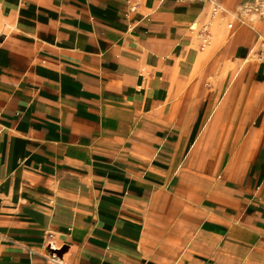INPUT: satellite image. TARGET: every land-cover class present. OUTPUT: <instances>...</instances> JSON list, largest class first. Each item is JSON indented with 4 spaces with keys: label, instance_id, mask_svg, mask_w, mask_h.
Returning a JSON list of instances; mask_svg holds the SVG:
<instances>
[{
    "label": "crops",
    "instance_id": "obj_1",
    "mask_svg": "<svg viewBox=\"0 0 264 264\" xmlns=\"http://www.w3.org/2000/svg\"><path fill=\"white\" fill-rule=\"evenodd\" d=\"M254 1L0 0V264H264Z\"/></svg>",
    "mask_w": 264,
    "mask_h": 264
},
{
    "label": "rangeland",
    "instance_id": "obj_2",
    "mask_svg": "<svg viewBox=\"0 0 264 264\" xmlns=\"http://www.w3.org/2000/svg\"><path fill=\"white\" fill-rule=\"evenodd\" d=\"M259 3L262 4L263 6L259 7V9L257 10L256 8L258 6H260ZM250 4H252V12L253 13L252 14L245 13V16L247 17L246 20H247L248 24L257 27L261 24L260 20L263 19V17H264V14H261V12H260V11L264 10V0H257V1L250 3ZM231 21H233V20L231 19L229 22H231ZM259 46H260V43H259Z\"/></svg>",
    "mask_w": 264,
    "mask_h": 264
},
{
    "label": "built area",
    "instance_id": "obj_3",
    "mask_svg": "<svg viewBox=\"0 0 264 264\" xmlns=\"http://www.w3.org/2000/svg\"><path fill=\"white\" fill-rule=\"evenodd\" d=\"M261 6H263V5L260 4V6H258L256 9L258 10L259 7H261ZM243 9H244L245 13H247V14H252L253 13L252 12V8L250 7V5H248V3H245ZM260 12H261V14H264V10H262ZM259 56H261V58H264V37H262L261 40H260V53H259Z\"/></svg>",
    "mask_w": 264,
    "mask_h": 264
},
{
    "label": "bare ground",
    "instance_id": "obj_4",
    "mask_svg": "<svg viewBox=\"0 0 264 264\" xmlns=\"http://www.w3.org/2000/svg\"><path fill=\"white\" fill-rule=\"evenodd\" d=\"M182 4V3H181ZM248 5H250V7L252 8V4H250V3H248ZM197 54V53H196ZM197 56V55H196ZM26 202V201H25ZM18 206V205H17ZM21 208V207H20ZM27 209V208H26ZM29 209V208H28ZM31 210V209H30ZM34 214V213H33ZM41 214V213H40ZM34 215H36V213L34 214ZM42 215V214H41ZM37 216V215H36ZM35 216V217H36ZM38 217V216H37ZM39 218V217H38ZM17 228V227H16ZM19 228V227H18ZM20 229V228H19ZM22 229V228H21Z\"/></svg>",
    "mask_w": 264,
    "mask_h": 264
}]
</instances>
